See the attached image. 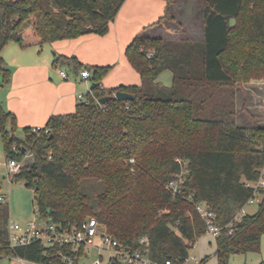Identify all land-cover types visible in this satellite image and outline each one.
I'll use <instances>...</instances> for the list:
<instances>
[{
	"label": "trees",
	"instance_id": "obj_1",
	"mask_svg": "<svg viewBox=\"0 0 264 264\" xmlns=\"http://www.w3.org/2000/svg\"><path fill=\"white\" fill-rule=\"evenodd\" d=\"M124 1L0 0V52L8 42L25 48L89 33L105 35ZM174 1L165 0L164 14L153 25L175 21ZM200 2L201 41L137 34L126 45L124 54L140 75L139 85L103 87L100 82L113 65H85L73 55H55L58 66L87 69L91 86L87 101H78L73 112L49 116L43 125L47 134L24 126L22 137L16 136L15 115L0 103L6 158L32 156L12 180H23L33 190L40 219L77 225L94 217L101 233L123 245L136 249L139 238L147 236L153 260L184 264L188 250L206 233L193 206L205 201L221 227L215 237L217 264H231L232 254L259 252L264 189L256 212L243 215L234 233L224 226L252 196L244 180H256L264 166V126L238 125L235 108L239 86L264 81V0ZM163 70L172 74L169 86L157 80ZM0 75L2 87L10 71L1 56ZM115 91L134 98L98 103ZM176 158L187 161V172L180 192L173 194L165 184L180 169ZM90 183L102 189L89 193ZM8 219V204L0 201V253L62 264L56 249L70 248L56 245L48 255L41 243L8 248Z\"/></svg>",
	"mask_w": 264,
	"mask_h": 264
},
{
	"label": "crops",
	"instance_id": "obj_2",
	"mask_svg": "<svg viewBox=\"0 0 264 264\" xmlns=\"http://www.w3.org/2000/svg\"><path fill=\"white\" fill-rule=\"evenodd\" d=\"M192 5L193 10L191 11L190 6ZM165 7V0H125L115 19L109 24V30L105 35L89 33L71 39L45 43L42 46L32 45L25 48L18 44V47H14L8 42L1 50L10 71L9 83L0 90L2 107L15 115L18 128L43 126L49 116L53 114L73 112L78 102L77 93H86L91 86V80L82 78L80 71H74L71 67L54 64V57L58 54L73 55L85 65H113L111 71L100 82L103 87L139 85L141 83L140 75L132 68L124 54L126 45L137 34L164 37V34L168 33L170 29L182 34L184 36L182 39L196 41L203 39L202 14L195 0H176L170 5L172 14L180 12L181 16L178 17L184 20L179 29H171L170 23L167 22L153 25L163 16ZM185 21L186 23H184ZM195 30H197L196 33L200 32V36L190 38L188 35H193ZM5 53L8 56H5ZM60 70L66 71L68 75L66 79L60 77ZM248 84H254L261 88L264 86V81L255 80L252 83H244L237 88L236 93L241 88H247ZM236 122L241 126L253 125L240 124L238 115H236ZM256 210L257 207L252 212L246 210V213L254 214ZM202 236H209L215 240V237L209 234ZM262 249L264 250V243ZM215 250L216 242L212 252V256L216 259ZM260 250L256 253H260ZM209 257L210 255L202 257L205 258L203 264ZM262 263L263 261L259 264Z\"/></svg>",
	"mask_w": 264,
	"mask_h": 264
},
{
	"label": "built area",
	"instance_id": "obj_3",
	"mask_svg": "<svg viewBox=\"0 0 264 264\" xmlns=\"http://www.w3.org/2000/svg\"><path fill=\"white\" fill-rule=\"evenodd\" d=\"M60 77L66 79L68 77L65 70L59 71ZM89 71L87 69L80 71V76L84 79L89 78ZM77 101L86 102L85 93H77ZM43 128V126L32 127L34 132ZM48 128H43V133L47 134ZM14 154L19 151L15 145L12 146ZM30 155V154H29ZM27 156V153L24 157ZM23 157V158H24ZM132 161V159H131ZM180 166L178 172L174 173L172 177L166 182L165 188L173 194L180 192V187L185 180V173L187 172V161L181 158H176ZM6 167V174L12 180L14 174L18 173L23 166V159L18 161L14 157H7L4 163L0 165ZM13 181V180H12ZM246 187H250L253 191L252 196L236 211L229 223L224 227L228 234L235 231L234 224L240 221L241 217L246 214V206L250 204H258L262 198L261 190L264 189V166L259 169V175L256 180H244ZM191 200V196H188ZM0 201H6L5 193L0 191ZM193 206L199 216L203 219L206 233L216 237L221 227L216 222L215 212L208 206L205 201H194ZM7 236L6 246L8 248H15L18 246H27L32 243H41L44 246L43 254L48 255L52 247L59 245L70 249H56L55 255L60 259L62 264H73L81 256L79 251L82 249L83 254L94 249L97 252V258L91 264H160L153 260L149 255V240L147 236L139 238V247L131 249L116 238L107 233H101L98 228L97 220L94 217H89L77 225H61L51 221H45L39 218L37 208H34L32 217L24 223H18L8 219L7 222ZM5 254L0 253V256ZM188 259V256L184 261ZM194 264H202L197 256L191 257ZM15 260L20 264H37L36 262L28 261L20 257H15ZM185 263V262H184ZM164 264H170L166 260Z\"/></svg>",
	"mask_w": 264,
	"mask_h": 264
},
{
	"label": "rangeland",
	"instance_id": "obj_4",
	"mask_svg": "<svg viewBox=\"0 0 264 264\" xmlns=\"http://www.w3.org/2000/svg\"><path fill=\"white\" fill-rule=\"evenodd\" d=\"M176 1V0H175ZM174 1V2H175ZM199 7L201 5L200 0H195ZM173 2V3H174ZM190 10H193V5L190 6ZM197 8V5H196ZM171 9V8H170ZM175 21L163 20L161 22L170 23V28H181V22L184 20L178 16L179 14L175 13L172 14ZM195 27L197 26L196 20ZM186 23V21L184 22ZM195 33L193 35H188L190 38H197L200 36V32ZM165 33V32H164ZM170 33V34H168ZM168 33L164 34V39L170 40H178L184 38L182 34L179 32L168 30ZM14 47H18L15 42H10ZM17 49V48H16ZM6 50V49H5ZM4 50V51H5ZM4 55V54H3ZM0 56L3 58L1 52ZM5 56L6 55L5 53ZM4 59V58H3ZM5 61V59H4ZM8 69V67L6 66ZM2 79V75H0V81ZM158 81L164 85L169 86L172 81V74L169 70H163L159 76ZM255 80L249 81L252 83ZM5 84L2 85V87ZM0 87V90L1 88ZM247 88H241L238 90L235 96V104H236V112L238 115L239 123L246 125L248 124H255V125H264V86L261 88L255 86L254 84L246 85ZM258 123V124H256ZM16 136L22 137L23 132L21 128L16 130ZM6 155L3 149V144L0 136V162L4 163L6 161ZM32 162V156L27 153V156L23 158V165L29 164ZM86 189L89 193H96L102 189V184H95L90 183L86 184ZM0 191L5 193L6 196V203L8 204L9 209V219L14 222L24 223L28 219L32 217L35 205H34V193L33 190L25 185L23 180L12 181L10 177L6 174V167L2 164L0 165ZM257 204H250L246 206V210L248 212H252L256 209ZM264 236L261 238V250L260 253L256 252H248L246 254L237 253L231 255L229 261L231 264H259L263 261L264 264V250L263 243ZM210 241V243H208ZM215 248V240L210 238L209 236H200L194 243V245L188 250V259L185 261L184 264H193L191 257L197 256L198 259H201L205 255H210L208 260L204 264H217V260L212 256V252ZM97 258L96 250L92 249L89 252H85L82 256H80L77 260V264H91V262ZM0 264H20L18 261L15 260V257L10 255H3L0 256ZM101 264H105L104 262Z\"/></svg>",
	"mask_w": 264,
	"mask_h": 264
},
{
	"label": "water",
	"instance_id": "obj_5",
	"mask_svg": "<svg viewBox=\"0 0 264 264\" xmlns=\"http://www.w3.org/2000/svg\"><path fill=\"white\" fill-rule=\"evenodd\" d=\"M116 98L120 101H124V100H131L134 98L133 94L127 93V92H123V91H115L113 95H108V96H103L100 99H98V103L99 104H104L105 102H107L108 100L112 99V98Z\"/></svg>",
	"mask_w": 264,
	"mask_h": 264
}]
</instances>
